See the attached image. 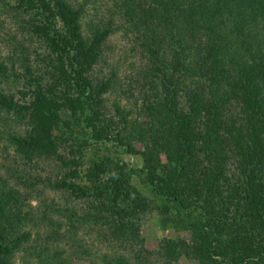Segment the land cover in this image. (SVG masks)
Instances as JSON below:
<instances>
[{
  "label": "trees",
  "instance_id": "trees-1",
  "mask_svg": "<svg viewBox=\"0 0 264 264\" xmlns=\"http://www.w3.org/2000/svg\"><path fill=\"white\" fill-rule=\"evenodd\" d=\"M0 3L44 45L41 59L52 65L50 79L35 77L30 66L13 75L22 86L17 98L0 91V119L31 125L12 135L25 156L54 155L74 140L70 156L55 154L69 168L47 179L53 186L83 198L87 217L102 214L103 233L119 244L129 238L130 248L143 243L140 225L154 212L156 227L189 233V241L161 238L156 250L164 255L139 249L145 264L160 256L172 264L178 255L197 264H264V0H113L114 23L90 21L96 28L89 36L82 7L68 0ZM123 27L149 53L138 70L149 84L142 119L115 103L118 120L107 114V79L91 75L102 42ZM119 150L140 155L141 165L126 164ZM137 177L155 199L139 191ZM9 199L0 193V264L29 238L14 232L23 217L12 209L16 199L5 207ZM34 255L47 264L49 255Z\"/></svg>",
  "mask_w": 264,
  "mask_h": 264
},
{
  "label": "rangeland",
  "instance_id": "rangeland-1",
  "mask_svg": "<svg viewBox=\"0 0 264 264\" xmlns=\"http://www.w3.org/2000/svg\"><path fill=\"white\" fill-rule=\"evenodd\" d=\"M68 1L82 7L83 30L87 36L96 27H109V23H114V17L108 18L111 9H107L113 0ZM14 16V13L7 10L0 11V19L3 21L0 28V56L5 57L3 62L5 67L0 70V91L15 94L17 98L22 80L15 81L13 75L19 77L20 74L26 73L27 66H30L35 77L41 78L43 75L50 79L52 65L49 59L47 61L41 59L47 53L44 45L26 29H22V20ZM90 21H93L96 27L90 24ZM20 24L22 28H19ZM124 28L116 29L102 42V53L94 64L91 75L97 80L107 79L108 88L103 103L107 114L114 115L115 103L125 109L131 108L132 118L142 119L144 113L139 108L145 102L149 84L138 70L148 61L149 53L142 46L143 39L134 37L132 33L126 34ZM11 35L15 36L17 43L10 40L6 42V38ZM12 46L16 48L15 52L11 50ZM53 64L56 62L53 61ZM115 120H118L117 116ZM26 123L25 120L9 123L0 119V193L1 196L6 195V198L10 197L5 207L9 205L12 207L16 199V207L12 209L16 214L21 210L23 220L17 226L13 225L14 232L20 235L29 233V238L22 240L12 250L7 258L8 264H39L35 252L43 258L45 254L49 255L46 259L47 264H122L120 256L129 259L131 263L135 258H142L141 264H145L146 254L144 252L143 255H139V249L153 251L154 255L156 251L159 255H164L163 248H160V251H163L161 254L159 249L156 250L161 238H173L176 242V239L184 237L189 241V233L185 231L156 227L152 221L157 216L156 212L152 216L147 215L144 223H141L139 233L144 238L143 243H134L132 248L129 238L127 243L119 244L120 238L118 240L109 233L104 234L106 225H103L102 214L88 218L83 198L78 199L68 190L52 184L54 179L63 178L64 172L69 168L62 165L55 154L61 157L70 156L69 147L74 140L62 141L54 155L51 152L25 156L22 148L15 145L12 135L23 136L28 132L31 125ZM135 148L143 149L140 143H136ZM47 154L48 158H45ZM117 155L129 166L141 165L140 155L127 154L123 150H119ZM164 155L165 153L161 152L160 159L164 160ZM141 182L138 177L133 179V183L147 199L154 198ZM152 203L156 205L157 202ZM154 255L151 257L155 258ZM160 257L164 260V256ZM156 260L158 264H162L158 257L150 261L155 263ZM172 264L197 262L195 259L178 255Z\"/></svg>",
  "mask_w": 264,
  "mask_h": 264
}]
</instances>
